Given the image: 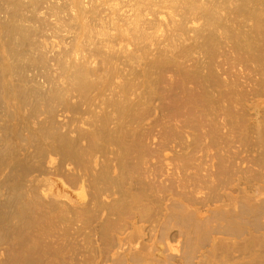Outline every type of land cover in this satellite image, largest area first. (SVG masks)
<instances>
[{"label": "rangeland", "instance_id": "1", "mask_svg": "<svg viewBox=\"0 0 264 264\" xmlns=\"http://www.w3.org/2000/svg\"><path fill=\"white\" fill-rule=\"evenodd\" d=\"M204 1L209 8L192 13L184 32L170 17L179 20L185 6L157 10L161 43H175L166 58L156 44L141 49L147 40L129 42L139 60L125 72H149L150 85L136 89L132 80L116 87L75 78V58L65 48L76 32L79 49H87L85 31L73 22L50 30L38 15L45 0H0V264H118L142 246L145 264H264V96H255L264 90V41L245 51L241 0ZM247 1L254 8L255 0ZM128 4L123 9L131 13ZM91 60L100 66L99 55ZM135 90L139 103L108 99ZM81 121L100 131L78 129ZM165 162L175 173L164 183L142 181L140 167ZM119 171L122 189L112 180ZM176 173L193 177L191 192L177 187ZM129 184L137 194L116 207L112 201ZM173 202L197 209L196 219ZM162 222L168 230L160 237ZM136 226L143 237L129 235Z\"/></svg>", "mask_w": 264, "mask_h": 264}, {"label": "bare ground", "instance_id": "2", "mask_svg": "<svg viewBox=\"0 0 264 264\" xmlns=\"http://www.w3.org/2000/svg\"><path fill=\"white\" fill-rule=\"evenodd\" d=\"M132 3L130 4V2ZM44 11H40L38 15L48 21L52 26H50V30L54 33H59L64 30V27L72 24L80 23L82 25V29L85 31V43L87 44V49H79V35L74 32L75 35L71 36L69 43V48H65L68 52H65L67 56H73L75 58V63L72 65L74 67V77L79 80H86L90 82H97L99 80L106 79L107 82L116 83V87L118 85H126L130 80L133 81L132 86L138 89L140 86L146 83L150 85V80L146 82L145 78L148 68H145L143 71H132L125 72L124 66L128 65L129 67L132 64L138 62L139 57L134 55L133 51L137 50L135 48H128L129 42L139 44L147 40L145 46H142L141 49L146 50V48H151L152 44H156L155 50L159 53V56H163L166 58V54L170 51L171 47H174L175 43L174 38H170V42L168 44H162L159 39V35L162 33L160 26L164 22L163 18H158L157 10L162 7L169 8H178L180 6H185V13L178 14L180 17L177 20L174 16L170 17V21L172 23V27L174 30L178 31H187L188 21L192 13L196 12L197 9L209 8L207 2L204 0H45ZM125 3H129L128 5L132 6V12L129 13V10H124ZM249 1L241 0L239 4L240 10V27L242 28L243 33V46L246 48L249 46L252 47V41L262 42L264 41V0H255L254 8H250L248 5ZM251 9V13H250ZM61 10H70L72 13L67 14L66 16L58 15ZM51 11L53 13H51ZM56 15L54 19H49L51 16ZM248 14L253 15L252 26H248ZM149 16V17H148ZM40 21V20H39ZM44 22V21H41ZM152 28L153 32H148V30ZM246 34H253L252 38H246ZM173 34H170V36ZM125 41L124 44H121V41ZM49 46L55 45V41L51 40L47 42ZM44 43L45 45L47 44ZM91 44V47L89 45ZM162 45L164 48L160 47ZM175 48V47H174ZM253 49V48H252ZM260 50V46L257 47L256 51ZM120 55H119V54ZM122 53V55H121ZM101 57L100 66L92 65V60L88 61L91 56ZM155 60V59H154ZM154 60H151L147 63L149 66ZM104 64V67L102 65ZM122 66V67H120ZM146 66V67H147ZM244 73H250L255 71L256 69H252L250 71L249 68H242ZM196 73V72H193ZM129 75L132 77L129 78ZM138 77H142V80H137ZM242 83L244 86L250 83V80L245 78L241 74ZM264 84V81H263ZM264 88V85L261 87ZM255 96H264V90L261 92L255 93ZM108 99L112 100L114 103H128L135 104L139 103L142 99L141 92H131L129 94L122 95H112ZM260 103L264 102V98L259 100ZM96 103H93L95 105ZM102 100H98V106L100 109V113H102ZM124 105V104H122ZM258 105V102L255 104ZM82 125L78 129H87L88 133L94 134L96 131H100L95 127H84L85 122L81 121ZM102 132V131H101ZM114 128H107V135L115 137ZM167 153L163 154L164 158H166ZM113 160L112 158H109ZM92 162L94 165L96 161L92 158ZM51 165V164H49ZM115 165H113L114 167ZM109 167V166H108ZM202 171L204 170L203 164L198 166ZM140 175L142 177V181H149L147 183H152L158 181V183H164V180L174 174L175 172L169 171L170 167L167 162H165L162 168L160 167H140ZM113 172L115 171L112 170ZM119 171L112 180L117 179L119 189H122L120 186L123 184V177ZM175 180L177 181V187L181 190L186 189V191L191 192L189 189L190 185H194V182L188 184V180H194L192 176L180 175L178 173L175 174ZM80 181H84L83 175H79L78 178ZM121 179V180H120ZM145 179V180H144ZM82 184V182H81ZM132 187L129 184L124 190L120 191L119 197L112 201V203L116 204L117 207L119 204H124L126 200V196L131 194L132 197L137 194L132 191ZM184 192V194L188 193ZM77 198L80 201H83L85 198L83 186L80 185L79 190L76 193ZM258 194H255L256 196ZM226 197L230 200L229 204H232L235 201V198L231 196V194H226ZM186 200V196H184ZM246 208L252 210L253 205L250 202L251 199H247ZM106 205L111 203L108 200H104ZM176 206L181 210V212L186 213V216L194 217L196 219L197 209L189 208L183 202H173L170 204ZM229 212V211H226ZM164 215V219L166 218V214ZM262 215H259L256 218H261ZM135 218V217H134ZM139 221V219L137 220ZM165 222L159 225L161 230H158L160 237L166 236L167 230L165 228ZM142 226H136V229L133 233L129 235H138L139 237H143L144 233L141 230ZM125 232V228H122V231L118 232L117 243L118 248L122 249L124 237L122 236ZM167 250L172 251V247L166 242ZM148 250L145 246H142V249L139 252H134L133 254L126 253L122 255L118 260V264H145L142 263L148 255ZM166 264V263H164ZM168 264V263H167Z\"/></svg>", "mask_w": 264, "mask_h": 264}]
</instances>
